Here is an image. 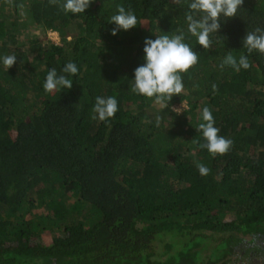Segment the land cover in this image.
I'll list each match as a JSON object with an SVG mask.
<instances>
[{
  "label": "trees",
  "instance_id": "1",
  "mask_svg": "<svg viewBox=\"0 0 264 264\" xmlns=\"http://www.w3.org/2000/svg\"><path fill=\"white\" fill-rule=\"evenodd\" d=\"M63 2L0 0V57H17L0 62V264H264V53L241 43L264 28V0H243L209 48L187 33L185 0H92L75 15ZM119 6L138 25L113 36ZM36 30L58 44H34ZM181 30L198 56L181 92L164 106L134 93L144 38ZM229 52L249 68L220 67ZM69 61L71 88L46 91L49 69ZM97 96L117 99L114 116L94 118ZM204 107L233 141L223 154L200 147Z\"/></svg>",
  "mask_w": 264,
  "mask_h": 264
},
{
  "label": "clouds",
  "instance_id": "2",
  "mask_svg": "<svg viewBox=\"0 0 264 264\" xmlns=\"http://www.w3.org/2000/svg\"><path fill=\"white\" fill-rule=\"evenodd\" d=\"M92 0H64L62 8L66 14H81L89 8ZM187 11L184 14L187 33L196 37L197 44L202 48H209L210 34L217 33L221 22L226 18L237 16L243 0H185ZM114 24L111 35L119 31H127L138 25L136 14L123 6L117 8L116 14L110 17ZM142 46V62L132 73V91L148 98H154L164 106L172 96L183 89L181 73L197 63V52L189 43L185 42V32L167 33L155 36L154 39L145 37ZM242 47L247 53L253 50L264 53V28L257 27L244 34ZM17 60L15 55L0 57V62L8 70ZM231 66L234 70L249 68L247 55L227 53L221 60L220 67ZM78 67L74 62H67L58 73L55 68L49 69L45 76L43 88L46 91H60L71 88L72 80ZM118 110V102L114 96H97L93 105L94 118L101 121L114 116ZM202 122L198 130L204 143L200 147L206 148L210 154H223L229 150L233 141L218 135L215 119L209 108L204 107L201 114ZM201 175H206L209 169L204 164H197Z\"/></svg>",
  "mask_w": 264,
  "mask_h": 264
},
{
  "label": "rangeland",
  "instance_id": "3",
  "mask_svg": "<svg viewBox=\"0 0 264 264\" xmlns=\"http://www.w3.org/2000/svg\"><path fill=\"white\" fill-rule=\"evenodd\" d=\"M38 36H40L38 34V30H36V33ZM19 38H20V41L21 43L23 42V39L24 38V34H20L19 35ZM43 37L40 36L38 39H33V43H37L39 41L42 40V42L46 41V38H47V41H50V42H53L55 44H58L59 42V37L56 33L54 32H51V31H48L47 34H46V38L45 39H42ZM32 43V42H31ZM30 46V43H28V45H24V48L26 49L27 47L29 48ZM32 57L31 58H28L26 60V64L24 66L27 67L28 64H30L32 62ZM187 109V105L185 102L181 103V104H176L173 106V110L176 111L178 114H181L184 110ZM259 148H252V147H247V154L249 156H253L254 154H256V152L258 151ZM189 152L190 153H193L194 152V143L193 142H190L189 143ZM73 201V198L72 197H69L67 200H66V204L69 206ZM89 209V207H88ZM33 214H36V215H45L46 214V211L44 209H35L33 211ZM82 215L84 216V218H87V213H86V209L83 210L82 212ZM30 216H28L27 218H29ZM86 222H88V220H86ZM59 235H61V230H56L54 229L53 231H46L44 233L41 234V236H39V238H33L31 240V243L32 244H36V243H41V244H47V243H50L51 240L55 237H58Z\"/></svg>",
  "mask_w": 264,
  "mask_h": 264
}]
</instances>
